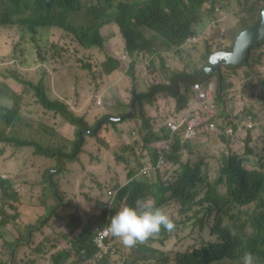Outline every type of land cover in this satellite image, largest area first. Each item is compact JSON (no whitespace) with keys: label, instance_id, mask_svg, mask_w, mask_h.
<instances>
[{"label":"rangeland","instance_id":"1","mask_svg":"<svg viewBox=\"0 0 264 264\" xmlns=\"http://www.w3.org/2000/svg\"><path fill=\"white\" fill-rule=\"evenodd\" d=\"M146 1L110 0L109 5L118 6L120 2L125 6L145 4ZM83 2V12L70 17L73 25L91 23L88 7L97 2ZM99 4L107 5L106 0H99ZM263 6L264 0H221L214 6H203L204 14L199 25L193 28L194 36L180 46L167 45L156 33L140 27L154 48L147 54H136L141 63H148L134 67L137 91L145 92L151 85L167 83L170 75L180 71L187 74L198 71L207 63L210 51L223 48L222 37L227 36L234 41L259 19ZM12 7L13 0H0V11ZM218 15L221 21H216ZM99 27L103 46L85 48L79 44L75 34L58 27L33 32L20 23L0 26V137L31 139L48 149L59 150L61 154L71 153V136L75 137V127L61 115L46 111L24 83L31 81L36 84L41 79L51 99L63 100L73 113L85 117L92 126V133L86 136L76 158L62 155V159H57L56 156L32 154L33 150L2 142L0 138V175L12 182L20 196L19 202L15 203L2 199L0 194V264H54L59 253L66 249L72 251V240L91 218L102 213L105 205L110 207L106 209L108 217L115 214L116 197L106 191L114 185L119 192L132 181L141 185L136 187L131 203H127L130 200V192H127L119 209L134 207L138 200L153 201L156 190L166 187L161 208L171 216L175 229L145 242L149 248L163 252L164 256L149 255L134 262L132 258L139 256L138 251L134 252L133 247L127 248L118 238L112 237L108 244L117 248L115 255H96L86 261L83 254L72 251V256L63 259L61 264H181V259L192 250L220 243L212 234L215 216L208 221L206 206L197 202L203 192L194 182L200 177L190 182L182 177L183 163L190 156L192 165L203 159L198 156L201 151L192 150L193 155L186 154L184 150L181 154L180 151L181 156L175 163L170 162L175 160L174 155L168 160V155L172 154L171 147L166 157H162L160 152L166 148L164 142L171 138L163 136V123L177 115L170 113L164 119L159 116L161 120L156 121L149 112L159 103L170 110L176 100L160 92L141 105L132 104L131 78L127 77L129 55L124 52V39L116 29L120 26L100 21ZM109 56L117 59L119 65L112 72L105 73L102 63ZM248 60L250 67L238 70L221 68L220 76H214L221 82L217 96L222 120L213 135H222L220 139L232 133L239 124L248 128L250 115L244 117L245 114H252L257 120L255 131L259 135L264 133V43L259 50L252 52ZM86 64L91 69L85 67ZM179 91L182 94L179 105L186 100L187 112L194 110L199 104L195 92L182 85H179ZM5 108L18 111L10 123H7ZM141 111L149 118L153 136L164 140L145 142ZM254 148L259 160L256 166L264 170V144ZM153 150L160 154L158 159L163 164L158 176L153 169L144 175L142 168L149 163L152 165ZM242 150L229 149L226 155L231 151L243 153ZM14 155H22L23 158L15 159ZM57 164L61 171L51 172ZM208 169L214 178L216 168L204 163L201 172L206 173ZM154 183L157 184L152 186ZM185 184L187 194L193 192L197 197L192 200L185 198L183 202ZM55 207L57 209L53 212ZM233 213L238 223L245 222V212L235 210ZM229 221L224 218V222ZM246 231L251 233L252 229L247 226ZM254 258V264H259L257 257ZM215 264L237 263L223 259Z\"/></svg>","mask_w":264,"mask_h":264},{"label":"trees","instance_id":"2","mask_svg":"<svg viewBox=\"0 0 264 264\" xmlns=\"http://www.w3.org/2000/svg\"><path fill=\"white\" fill-rule=\"evenodd\" d=\"M95 1L97 4L93 7L89 6L87 11L91 23L73 25L70 23V17L71 15L83 12L85 9L83 0H13L12 8H5L0 11V26L20 23L27 25L33 32L48 27H58L69 30L75 34L79 44L85 48H101L104 41L100 33V21L102 23L110 21L113 22V24H118L120 29L119 27H116V29L119 30L124 39V52L129 55V74L127 77L131 78V103L141 105L160 92H165L176 100L175 107L170 110H168L165 104L159 103L154 110L149 112L150 116H153L156 121H160V117L164 119L170 113H174V115L177 116L186 114L188 101L184 100L181 105L178 103V101L182 99L179 85L190 88V91H193V85L196 82L207 78L212 79L215 83L216 99L213 104L218 105L220 108L218 86L221 82L216 79V77L220 76V69L238 70V68L250 67L248 60L250 55L254 50H259L264 43L263 39L251 48L245 64L241 67L226 65L218 68L210 67L208 65L209 59L214 52L219 50L231 51L234 47L237 38L232 41V39L227 36H223L221 41L223 42V48L210 51L207 63L195 73L187 74L184 71H180L170 75L167 79V83L154 84L145 92H138L134 67L136 64L142 65L143 63L137 59L136 54H147L148 51L154 48L145 37L146 35L142 32L140 27L148 31H153L161 37L163 42L167 45L180 46L187 39L194 36L195 31L193 28L199 25L198 23H200L201 16L204 14V8L202 7H208V5L214 6L216 2L221 0H147L145 4L133 3L127 4L126 6L123 2H120L118 6H114L113 4L109 5L110 0H106L107 5L101 6L99 0ZM262 12H264V6L261 8L258 17H260ZM219 18L220 15L216 17V21H221L218 20ZM221 34L222 33H219V35ZM164 50L170 49L165 48ZM145 64L147 65L148 63H144L143 66H145ZM118 65V60L109 56L102 63L103 71L105 73H110L115 70ZM84 66L91 69L89 64ZM24 83L33 91L34 95L37 97L36 101L38 104L48 111H53L61 115L65 121L75 127V139L73 140L72 151L71 153L61 154L59 150H51L43 147L35 140L18 139L12 136L0 137L1 141L18 147H33L34 154L50 157L56 156L57 159H62V155L68 158H76V155L85 144L86 136L92 133V126L88 124L85 117L73 113L69 105L65 102L58 99H51L47 94V87L42 79L36 84L31 81H25ZM148 105L151 107L150 103H148ZM164 110H166V114H163ZM5 111L8 113L7 123H10L14 114L18 112L17 110L8 108H5ZM247 115H250L249 121H252L256 125L257 120L254 119V116L252 114H245L244 117H247ZM140 116L142 117L141 119L146 134L151 133L152 125L150 124L149 118L145 116L143 111L140 112ZM112 122L115 123L114 121ZM239 127L240 124L235 129ZM241 128L249 136L248 138H251L250 135L256 132L254 128ZM164 132L162 134L166 137V132ZM213 137L212 134H207L195 141L204 140L206 138L210 140L213 139ZM231 137V135H226L221 138L224 146L214 156L209 155L208 151H201V153H198V156L203 159H199L198 162L192 165L190 156L187 161L183 163V166L185 165L182 174L183 179L190 182L193 181L194 178L200 177L197 182H194L203 192L199 196L197 202L206 206V217L208 221L212 220L215 216V225L212 227V234L218 237L220 243H211L199 250H192L181 259V264H215L223 259H228L238 264L245 252L252 253L253 256L257 257L259 264H264V170L256 166L259 161L255 155L257 153L255 148L248 144V141L243 146V153L231 151L227 155L224 154L223 151L225 146L227 143L229 144L231 142ZM162 140H164L163 137L151 136L150 139H145V142ZM217 141L218 139H215L213 142ZM167 142L168 141L164 142L166 148H162L160 152L162 157H166L171 147L172 154L168 155V160L170 159L169 156L171 157V155H174L175 160H169L172 163L178 161V157L181 156L183 150L188 153V155H193L192 150L197 151L196 148L190 144L192 142H181L178 138L169 142V145H167ZM186 143L189 144L185 146L182 145ZM180 151L181 154L179 153ZM159 155L157 151L155 152V150H153L152 165L149 163L143 166V168L145 166L148 167L147 173L151 172V169H153L152 171L154 174L158 176L159 170L161 169V167L158 166ZM204 163L207 166L216 168L215 179L211 177V171L209 169L206 173L201 172ZM60 171L61 167L59 164L51 170V172L55 173ZM155 184L157 183H154L152 186H155ZM138 185H141V183L132 181L127 187H122L119 192V189L114 188V185L106 191L107 193L110 191L111 195L116 197L115 213L119 210V205L128 191L130 192V200L127 203L132 202V196L136 193V187ZM165 188L166 187H163V189L158 188L152 196L153 202L157 207H161L165 201V197L163 196V190ZM183 190L185 191V193H183V202L185 198L192 200L197 197L193 192L187 194L186 184L183 186ZM0 194L2 199L15 203L19 202L20 196L16 189L13 188L12 182L1 175ZM59 205L60 201H58V206ZM57 207L53 209V212L56 211ZM106 209L107 205H105V209H103L99 216H95L89 220L87 226L84 227L79 235L71 242L72 251L77 254H83L86 261L92 259L96 255L101 257L111 256L115 255L117 252V248H114L115 252L111 253L113 247H107L105 253H101L94 244V229L96 227H105L107 223L110 222L111 215L108 217V210ZM235 210H238L240 213H246L245 222L238 223L237 216L233 213ZM225 217L230 221L224 222ZM234 217L236 219H234ZM99 223L102 224L95 226ZM93 226L95 227L93 228ZM247 226L252 229L251 233L246 231ZM164 233H166V231L162 230L160 234ZM132 249L134 252L138 251L137 255H139L132 258L134 262L144 260L149 255L164 256L163 252L154 248H149L145 243L137 244ZM72 251L66 249L59 253L54 258V264H61L63 259H69L72 256Z\"/></svg>","mask_w":264,"mask_h":264},{"label":"built area","instance_id":"3","mask_svg":"<svg viewBox=\"0 0 264 264\" xmlns=\"http://www.w3.org/2000/svg\"><path fill=\"white\" fill-rule=\"evenodd\" d=\"M193 91L199 102L198 106L182 116H173L164 121L167 136L172 138H168V142L177 138L181 142H192L204 135H213L218 123L222 120L219 106L213 104L216 99V88L213 80L196 82L193 85ZM254 126L252 121L247 123L248 129H252ZM161 164L163 162L158 159V166ZM147 170L148 167L145 166L141 172L146 174ZM107 194L111 195V192L109 191ZM107 225L94 229V244L101 253H105L107 247H113V244H108L112 236L107 232ZM114 252L115 249L113 248L111 253Z\"/></svg>","mask_w":264,"mask_h":264},{"label":"clouds","instance_id":"4","mask_svg":"<svg viewBox=\"0 0 264 264\" xmlns=\"http://www.w3.org/2000/svg\"><path fill=\"white\" fill-rule=\"evenodd\" d=\"M163 127L166 132L164 123ZM107 209H110L108 205ZM174 229L173 219L163 208L157 207L153 201L139 200L134 207H121L115 215L110 217L107 225V232L112 237L118 238L127 248L135 247L137 244L147 242L150 238L159 236L162 230L172 232ZM254 259L252 253L245 252L239 264H254Z\"/></svg>","mask_w":264,"mask_h":264},{"label":"water","instance_id":"5","mask_svg":"<svg viewBox=\"0 0 264 264\" xmlns=\"http://www.w3.org/2000/svg\"><path fill=\"white\" fill-rule=\"evenodd\" d=\"M263 39L264 12L260 14L259 19L252 26H249V28L243 30L237 36L234 47L231 51L219 50L214 52L210 56L208 65L213 68H218L224 65L231 67H241L245 64L251 48ZM132 112L133 110L129 113V115Z\"/></svg>","mask_w":264,"mask_h":264},{"label":"crops","instance_id":"6","mask_svg":"<svg viewBox=\"0 0 264 264\" xmlns=\"http://www.w3.org/2000/svg\"><path fill=\"white\" fill-rule=\"evenodd\" d=\"M112 79L114 80L115 76H113ZM140 81L141 80L138 79L139 83H140ZM54 99H58V98H54ZM58 100H60V99H58ZM61 101H63V100H61ZM132 104H134V103H132ZM174 107H175V103H174ZM46 111H48V110H46ZM50 112H53V111H50ZM153 135H154L153 131L151 133H149V134H146V132L144 134L146 139H150V137L153 136ZM227 135H231L232 137H231V142L229 144L227 143L226 146H225V149L223 151L224 154L228 153L229 149H232V150L243 149V146H244V144L247 143V141L249 142L248 144L250 146H252V147H256V146H259L260 144H264V133H263V135H259V133H257V131H256L252 135H250L251 138H248L249 136L246 134V132L241 127H239L238 129H234L232 133H229ZM213 136H214L213 139L209 140V139L206 138L204 140L195 141V142H192L190 144L194 145L196 150H198V151H208L209 155H211V156L213 155L214 156L215 154L218 153V151L220 149L223 148L224 143H223L222 139H220V137L222 135H216L215 134ZM260 136H262V137H260ZM74 138H75L74 135H72L71 136V140L72 139L74 140ZM215 139L219 140V141H217V142H219V144H216V142H213ZM187 144H189V143L182 144V145L185 146ZM24 148H29V149L34 151V149L32 147H26L25 146ZM32 154H34V153H32ZM186 154H188V153H186ZM14 158L15 159H17V158L22 159L23 156L22 155H14Z\"/></svg>","mask_w":264,"mask_h":264}]
</instances>
